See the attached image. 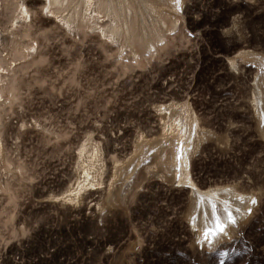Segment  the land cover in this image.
I'll return each mask as SVG.
<instances>
[{
    "label": "rangeland",
    "instance_id": "374dc122",
    "mask_svg": "<svg viewBox=\"0 0 264 264\" xmlns=\"http://www.w3.org/2000/svg\"><path fill=\"white\" fill-rule=\"evenodd\" d=\"M38 2L0 0V264H264V0H156L180 27L139 60ZM162 105L195 120L187 162ZM84 145L103 173L76 197ZM217 188L247 209L207 240L194 193Z\"/></svg>",
    "mask_w": 264,
    "mask_h": 264
},
{
    "label": "bare ground",
    "instance_id": "6f19581e",
    "mask_svg": "<svg viewBox=\"0 0 264 264\" xmlns=\"http://www.w3.org/2000/svg\"><path fill=\"white\" fill-rule=\"evenodd\" d=\"M133 1L135 3V0ZM137 1L144 4L148 15V18L144 19L141 24V29L132 22L134 7L131 0H80L77 4H74L72 0H39L43 6V14L46 11L69 31H74L76 22L83 21V18L87 22L93 21L92 29L95 30V33L117 45L118 53L133 55L132 60L138 58V53L133 48L135 38L139 37L145 41L147 52H156L159 47L167 45V33L178 26L180 27L176 22L170 29L168 24L160 18L156 0ZM28 18L32 21L31 11L23 4L16 27L26 23ZM99 19L108 22L101 26L98 23ZM157 26L160 27V30H157ZM161 26H165L166 31ZM2 74L4 73L0 66V83L4 78ZM258 109V116L264 128V105L262 107L259 105ZM158 111L162 121L166 122L167 132L174 135L177 144L183 149V159L187 162L191 146L199 137V133L191 125V122L195 123L192 114L189 110L183 111L182 108L170 112L167 105L160 106ZM80 157L84 160L85 165L84 182L75 190L76 197L85 190H96L99 186V178L103 173V160L99 148L84 145ZM189 185L196 188L192 182ZM233 196H239V194H233L231 188H217L203 192L198 190L197 194L194 193L196 202L194 226L207 240H221L231 236L233 225L237 224L238 220L245 215L247 207L240 205L237 200L234 201ZM213 205L216 206L215 213L212 211Z\"/></svg>",
    "mask_w": 264,
    "mask_h": 264
},
{
    "label": "snow or ice",
    "instance_id": "6c2138e0",
    "mask_svg": "<svg viewBox=\"0 0 264 264\" xmlns=\"http://www.w3.org/2000/svg\"><path fill=\"white\" fill-rule=\"evenodd\" d=\"M212 211H213V213L216 212V206L215 205L212 206Z\"/></svg>",
    "mask_w": 264,
    "mask_h": 264
}]
</instances>
